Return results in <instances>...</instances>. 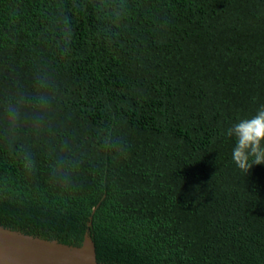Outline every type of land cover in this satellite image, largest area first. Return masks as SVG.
Here are the masks:
<instances>
[{
  "label": "trees",
  "instance_id": "1",
  "mask_svg": "<svg viewBox=\"0 0 264 264\" xmlns=\"http://www.w3.org/2000/svg\"><path fill=\"white\" fill-rule=\"evenodd\" d=\"M41 80L35 170L0 139V224L89 231L104 264H264V164L226 135L264 105V0H0V114Z\"/></svg>",
  "mask_w": 264,
  "mask_h": 264
},
{
  "label": "clouds",
  "instance_id": "2",
  "mask_svg": "<svg viewBox=\"0 0 264 264\" xmlns=\"http://www.w3.org/2000/svg\"><path fill=\"white\" fill-rule=\"evenodd\" d=\"M116 14L115 9H109ZM67 30L63 34L65 42H70L71 29L65 21ZM46 88L43 80L38 81L37 92L32 96L18 94L2 105L3 127L0 139L13 148L26 173L31 174L36 168V161L27 145L22 143V134L27 128L34 135L39 134L47 123V115L52 109V96L40 89ZM31 110L30 113L26 110ZM226 135L235 139L232 160L245 174L253 165L264 164V105L255 115L240 119L227 129Z\"/></svg>",
  "mask_w": 264,
  "mask_h": 264
},
{
  "label": "water",
  "instance_id": "3",
  "mask_svg": "<svg viewBox=\"0 0 264 264\" xmlns=\"http://www.w3.org/2000/svg\"><path fill=\"white\" fill-rule=\"evenodd\" d=\"M91 219L92 215L88 226ZM95 244L89 231L75 246L0 224V264H104L97 261Z\"/></svg>",
  "mask_w": 264,
  "mask_h": 264
}]
</instances>
